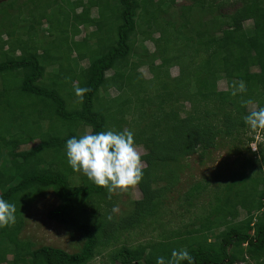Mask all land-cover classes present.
I'll use <instances>...</instances> for the list:
<instances>
[{"label": "trees", "instance_id": "obj_1", "mask_svg": "<svg viewBox=\"0 0 264 264\" xmlns=\"http://www.w3.org/2000/svg\"><path fill=\"white\" fill-rule=\"evenodd\" d=\"M13 4L10 0L9 9H0V198L15 204L16 220L0 228V264H87L99 247L116 238L115 232L153 218L158 197L176 179L183 157L196 151L203 154L223 135L239 141L248 126L243 120L246 103L256 100V109L264 106V0H243L224 12L222 0H182L178 21L162 17L175 0H117L116 10L110 12L103 11L102 0H24L26 14ZM94 6L97 16L91 17ZM116 19L113 30H108ZM246 19L251 20L247 28ZM44 20L50 27L41 29ZM142 23L145 28H140ZM80 24L96 28L75 39ZM153 32L158 35L153 37ZM136 33L141 41L152 40L156 49L146 59L151 73L147 82L157 90L150 107L141 101L139 63L130 59ZM64 48L75 56L61 55ZM83 57L89 59L85 67L78 64ZM55 64L62 67L55 77L45 79V68ZM175 64L178 73L170 76L168 68ZM253 66L258 70L252 72ZM110 69L113 73L107 75ZM220 77L242 80L243 90H218ZM74 85L89 89L83 100L74 94ZM111 85L118 93L101 97L100 90ZM184 101L189 104L185 110ZM125 128L132 131L134 144L145 148L138 183L142 197L132 201L131 210L118 220L99 219L93 210L108 189L71 169L64 142L86 129ZM36 137L37 144L19 148ZM252 140V135L246 137V149L256 154L250 150ZM253 165L245 158L231 172L233 180L224 184L222 197L214 195V203L209 202L213 209L198 225L173 229L163 239L120 245L110 254V264H155L157 256L167 259L173 249L182 248L194 264L246 259L264 264V175H252ZM70 175L78 181H71ZM157 179L164 184L152 187ZM201 188L200 183L193 184L184 193L185 201L190 204ZM47 189L58 202L46 217L82 236L78 251L50 245L29 249L16 237L25 207ZM221 200L223 204H216ZM239 210L244 213L241 219ZM9 254L14 257L8 259Z\"/></svg>", "mask_w": 264, "mask_h": 264}, {"label": "rangeland", "instance_id": "obj_2", "mask_svg": "<svg viewBox=\"0 0 264 264\" xmlns=\"http://www.w3.org/2000/svg\"><path fill=\"white\" fill-rule=\"evenodd\" d=\"M10 0H0V9L8 8V2ZM22 1L24 0H14L15 8H21ZM223 7L221 12L232 11L234 8L238 7L243 0H222ZM182 2V0H175V4L172 8H168L166 13H163L162 17L170 20H177V5ZM64 4V3H63ZM117 0H102L103 11L110 12L115 11L117 7ZM179 6V5H178ZM23 8V7H22ZM21 8V9H22ZM9 9V8H8ZM97 7H92L89 10V16H97ZM16 10V9H15ZM14 11V10H13ZM26 8H23L22 14H26ZM80 9L77 8L76 12ZM16 12V11H15ZM114 19V18H113ZM110 20V19H109ZM117 19L110 21L108 25V30H113L114 24ZM144 23H142L143 25ZM145 28V24L143 27ZM251 20L246 19L243 22V27H250ZM50 27V23L44 20L40 26L41 29H46ZM96 28L95 25L86 27L83 24L79 25V33L75 36V39H80L84 34ZM158 32H153L152 36L156 37ZM17 37V36H15ZM14 37V38H15ZM5 38V37H4ZM21 40L24 37L20 36ZM92 39L90 38L89 41ZM23 41V40H22ZM143 48H146L147 52H144ZM133 54L130 59L137 60L139 63L136 72L142 77L143 82L141 84L142 102L150 107L154 103L153 94L157 91L150 87L151 84L147 82L151 78V73L147 67V55H150L153 51L155 52V46L152 40L146 39L141 41L140 33H136L134 41ZM64 52H69L67 48H64L61 55ZM17 53V52H16ZM70 53V52H69ZM70 57L75 56V52L69 54ZM89 59L83 57L78 60V64L82 67L88 64ZM62 62V60H61ZM159 59L156 58L154 63H158ZM63 63V62H62ZM74 63L71 62L74 68ZM64 65V64H63ZM61 64H55L51 67L45 68V77H55L54 75L58 73ZM252 72L258 70L257 67L253 66L250 68ZM47 71V72H46ZM169 75L174 76L178 73V66L170 65L168 68ZM107 75L113 73V70H107L105 72ZM138 77V76H137ZM46 79V78H45ZM119 82H122L123 78H118ZM71 80V84L76 83V80ZM117 81V82H118ZM48 82V81H47ZM242 80H237L236 78H225L220 77L217 79L216 88L218 90L226 89L228 87H233V89H238ZM118 93V88L111 85L106 91L100 90L99 94L114 96ZM102 97V96H101ZM264 104V100H263ZM189 107L188 101L183 102V109ZM256 109V100H251L246 103L245 110L247 113ZM183 110H181V113ZM124 128V127H123ZM88 129L85 130L87 132ZM252 135L254 137L253 147L256 154L250 153L246 149V137ZM19 138V136H18ZM240 140H233L228 135H223L216 138V145L210 147L204 153L196 151L189 156L183 157L178 164L177 176L172 183L164 189L158 199L159 203L155 210L153 218L146 220L144 224L129 230L117 231L115 232L116 238L105 247H99L97 254L87 263V264H110V254L115 248L120 245H136L137 243H143L146 241H155L157 239H163V237L174 230H187L191 225H198V223L205 217H208L210 211L213 209L211 204L214 203L215 194H220L222 197L224 194V184L226 182L232 181L231 172L238 169L239 165L245 158H249L253 161L252 175H264V162L261 160L262 155H264V128H252L249 125L240 132ZM40 141L39 137H36L30 141L22 142L19 144L20 149H28L31 146L37 144ZM262 141V142H261ZM261 142V148H258L257 143ZM137 151L140 154L145 153V148L142 144H135ZM252 151V149L250 148ZM260 150V151H259ZM142 165L145 166L143 160ZM49 163V160L47 161ZM70 180L77 182L78 179L74 175H70ZM166 183V182H165ZM195 183H200L202 188L200 192L191 198L190 204L185 201V194L189 188ZM162 180L157 179L152 183V187H157L163 185ZM142 197L141 189L138 184L135 186H130L127 189H114L112 191L108 190V195L101 202L100 206H95V215L99 219L103 217L112 220H118L123 215L127 214L132 208V201L140 199ZM58 202L57 198L50 189H47L43 194L38 195L33 199L21 214V224L17 232V238L20 241L28 243L27 248H35L40 245H50L53 247H58L67 252L78 251L81 242L83 240L82 236L65 226L49 220L46 217V211L52 208ZM217 202V201H216ZM216 204H223L222 200ZM238 218L244 217L242 210L238 211ZM251 232V231H250ZM184 249V248H183ZM14 255H8V259H12ZM233 264H252L250 260L236 261Z\"/></svg>", "mask_w": 264, "mask_h": 264}, {"label": "clouds", "instance_id": "obj_3", "mask_svg": "<svg viewBox=\"0 0 264 264\" xmlns=\"http://www.w3.org/2000/svg\"><path fill=\"white\" fill-rule=\"evenodd\" d=\"M243 82L240 89L243 90ZM74 94L83 100L89 89L74 85ZM243 120L252 128H264V106L250 111ZM67 164L75 172H81L93 184L114 189H127L137 185L143 176L140 152L134 144L133 133L128 129L122 131L104 130L91 132L76 137L71 136L64 142ZM16 220L15 204L0 198V228L11 226ZM194 264L193 257L187 249H173L167 259L157 256L155 264Z\"/></svg>", "mask_w": 264, "mask_h": 264}, {"label": "built area", "instance_id": "obj_4", "mask_svg": "<svg viewBox=\"0 0 264 264\" xmlns=\"http://www.w3.org/2000/svg\"><path fill=\"white\" fill-rule=\"evenodd\" d=\"M253 144H254V141H253V140L249 142V146H250V148L252 149V151H255V149H254V147H253Z\"/></svg>", "mask_w": 264, "mask_h": 264}]
</instances>
